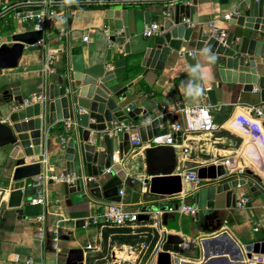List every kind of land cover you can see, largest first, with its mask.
<instances>
[{
  "label": "crops",
  "instance_id": "0c3cea01",
  "mask_svg": "<svg viewBox=\"0 0 264 264\" xmlns=\"http://www.w3.org/2000/svg\"><path fill=\"white\" fill-rule=\"evenodd\" d=\"M119 1L132 9L131 39L124 36L123 30H116V40L111 39L113 20L106 18L101 5L83 6L54 0L53 5L64 10L58 27L46 33L44 40L26 45L17 67L0 73V122H8L11 107L20 108L13 100L12 88L21 87L25 101L37 93L49 95L51 75L67 73L71 66V47L82 46L86 72L103 76L108 70L114 71L119 87H128L126 99L130 107L153 112L154 118L161 120L160 128L166 130L155 141L144 143L142 148L133 151L126 160L134 180L120 188L124 190L121 200L140 212V222L135 227L120 228L88 224L92 216L106 210L105 202L109 200H99L87 191L71 192L70 185L49 180L46 231L40 234L36 218L44 208L32 202L37 194L33 186L36 178L14 180L15 167L8 168L0 171V264H26L28 259H33L35 264H65L62 253L71 248L83 249L84 264H158V254L169 234L192 240L188 255L173 252L174 257L203 262L202 240L222 231H227L242 247L264 241V124L255 123L248 109L263 101L260 88L254 85L252 91H245L243 84L222 83L214 63L217 55L197 50L193 42H184L180 50H173L162 70L147 68L142 64L143 50L155 35L144 34L149 25L145 13H151L152 22L162 23L163 17L169 15L168 8L173 0ZM186 1L191 7L193 27H204L211 33L214 27L228 32L234 30L237 25L232 19L227 20L225 14H241L244 0H197L196 4L193 0ZM19 9L23 7L6 11L0 7V14L4 13L0 16V46L12 44L15 33L35 30L33 24L24 23L18 17ZM88 31L89 41L85 42L83 36ZM127 43H130L129 51L125 50ZM48 46L64 50L56 71L49 75L44 71ZM116 46H119L118 52L114 50ZM109 48L113 49L111 61L107 60ZM188 51L194 54L189 55ZM183 52H187L185 57ZM75 75L77 78L84 76ZM204 104L213 106L214 118L222 125L213 134L200 131L199 120L185 112L187 107ZM175 122L183 125L182 135L176 144H167L165 138ZM58 124L62 126L60 129L56 127ZM44 127L42 154L29 158L45 160L41 163L44 174H68L64 159L68 143L64 145L62 138L70 135V140L76 133L68 134L65 121L47 122ZM112 145L111 141L107 145L100 143L98 150L112 158L116 152ZM101 162L100 158L99 165ZM221 164L232 177H241L238 173L243 170L262 192L255 195L248 185L239 186L238 195L244 191L251 197L250 203L242 208L237 204L226 207L225 194L218 195L220 216L212 217L213 210L208 208H200V218L167 212L168 207L179 204L182 197L196 202L194 192L197 188L192 181L183 179V191L171 195L153 193L150 185L144 184L149 171L159 175L171 171L178 174L186 167L198 172L202 167ZM214 182L205 179L202 187ZM158 210L164 212L161 214ZM221 218L222 228L214 230ZM80 220H84V225H78ZM56 230L60 233L59 248Z\"/></svg>",
  "mask_w": 264,
  "mask_h": 264
},
{
  "label": "water",
  "instance_id": "95a60500",
  "mask_svg": "<svg viewBox=\"0 0 264 264\" xmlns=\"http://www.w3.org/2000/svg\"><path fill=\"white\" fill-rule=\"evenodd\" d=\"M194 4L197 0H193ZM83 8V6H81ZM101 8L107 19L113 20L114 29L110 32L112 40H116L115 31L123 30L127 39L133 37L129 26L132 9L125 7L119 0H108ZM30 8L19 9L18 11ZM169 15L162 19L161 32L147 43L143 50L142 64L147 68L162 70L173 50H180L184 42H193L197 50H205L216 54L214 63L218 69L221 82L243 84L245 91H252L254 85L261 90L264 101V0H244L241 14H234L232 23L237 27L228 32L225 42H220L204 27L196 28L183 23L190 18L191 7L186 0H173L168 8ZM0 14V16H3ZM147 23L152 22L151 13L146 12ZM44 37L41 30H29L13 34V43L0 46V73L7 68L17 67L26 45L40 42ZM130 43L125 45L129 51ZM116 52L119 46L114 48ZM113 49L107 51V60H112ZM71 66L67 73L51 75L48 84V101L34 102L24 105L25 97L19 86L12 88L13 100L20 108H12L8 122H0V171L13 169V179L23 180L39 175L42 172L40 162L27 164V158L41 155L46 131L45 123L54 124L74 118L78 122V133L73 136L66 147L64 159L68 174L78 176L76 184L70 185L71 192L87 191L99 200L120 201V188L133 181L126 167V160L134 151L130 142L129 132L111 134L118 124L133 125L143 143L153 142L166 133L160 128V118H154L153 112L140 107L131 108L126 99L128 87H119L114 71L108 70L103 76L86 72L82 46L70 49ZM75 73L84 74L77 78ZM6 93H9L7 91ZM143 113V116L140 114ZM93 132H96L93 135ZM104 134L103 137L101 135ZM182 132L178 135L181 136ZM112 142L114 151H119L122 162L113 164L108 153L98 150L100 143ZM102 160L99 165V160ZM93 177L87 185L82 177ZM144 183L150 185V191L158 194H178L183 191L181 173L173 171L159 175L148 172ZM199 178L211 179L215 182L210 186L197 188L194 192L195 201L201 209L213 210L212 217L220 216V198L225 194L226 207L236 205L237 189L248 185L257 195L262 192L255 181L244 177H232L225 165H210L198 170ZM87 189V190H86ZM201 217L200 211L196 215ZM221 218L214 230L223 226ZM80 220L78 225H84ZM185 238L169 234L158 254V264H242L245 257L253 253L264 254V241L240 246L227 231L202 240L204 261L184 260L172 253L185 256L181 244ZM65 264H84V251L71 248L62 253Z\"/></svg>",
  "mask_w": 264,
  "mask_h": 264
},
{
  "label": "built area",
  "instance_id": "2783aa9c",
  "mask_svg": "<svg viewBox=\"0 0 264 264\" xmlns=\"http://www.w3.org/2000/svg\"><path fill=\"white\" fill-rule=\"evenodd\" d=\"M68 4H79L83 6H92V5H103L108 0H65ZM54 0H0V7L2 11H6L10 8H30L26 10H22L18 12V17L24 23H31L34 25L35 30H41L44 33V40L46 33L49 34L52 30L56 29L60 23V21L64 18V10L59 9L58 7L53 5ZM234 14L229 13L225 14V18L227 20H231ZM183 23L194 26L190 18H184ZM162 23L155 21L151 22L145 29L144 34L146 36H154L161 32ZM90 31V30H89ZM86 32L83 36V40L85 42L89 41L90 32ZM211 34L220 42H225L228 31L222 28L214 27ZM41 40V41H42ZM62 48H57L53 46H48L46 53V61L44 65V71L49 75L53 74L56 71V65L60 60V56L63 53ZM187 52H183L182 55L185 57ZM189 55L194 54V51H188ZM48 101V95L46 93H37L34 94L31 98L27 99L24 102V105H30L34 102L46 103ZM132 107H129L128 110H131ZM249 112L251 116L254 118L255 123L262 122L261 126L264 124V101H262L258 105L250 106ZM185 112L197 118L199 120L198 129L205 134H213L219 131L222 127L220 123H218L213 115V106L211 104L204 105H196L194 107L185 108ZM65 129L68 132L78 133V122L74 118H69L65 120ZM190 128H188L189 130ZM183 130V125L180 122H175L171 125L170 131L165 138V142L167 144H176L178 141V133ZM191 130V129H190ZM129 132L130 134V142L132 145V149L137 151L138 149L143 147V141L141 139L140 134L137 130L133 128V125L125 126L119 125L110 133L116 134L118 132ZM182 135V134H181ZM69 137H63L62 143L65 145L69 142ZM45 160L37 161L32 158H27L26 163H35V162H44ZM113 164L121 163V157L119 151H116L112 156ZM245 172L241 170L238 173V176L244 177L246 179H250L255 181L252 178H248L244 174ZM183 179L192 181L196 188H200L203 186V180L199 178L198 172L194 171L190 168H185L183 172H181ZM36 179L33 183V186L37 189V194L33 197L32 202L34 204H39L44 208V212L37 216V222L39 224L38 232L40 234H44L46 231L45 221H46V213L48 212V198L46 194V185L49 180L66 183L68 185L76 184L78 180V176L73 174H52L47 175L44 173H40L37 176H34ZM84 184L87 185L89 181L93 180V177L83 176L82 177ZM145 184V183H144ZM146 185V184H145ZM87 190V189H86ZM124 193V190H120V195ZM251 197L246 192H241L237 197L236 204L238 207H245L250 203ZM107 204L106 210L102 213H98L90 218L87 221L88 224H100L102 227H135L140 222V212L130 207L128 203L123 200L120 201H108L105 202ZM200 211L199 204L197 202H188L185 200V197H182V200L179 204H172L168 207L167 212H180L181 214H188L192 216H196ZM164 211L158 210V213H163ZM56 237V246L59 248L60 241V233L58 230L55 231ZM192 240H185L181 246L187 250L190 247V242ZM89 248H92L90 245ZM26 264H35L33 259H28ZM242 264H264V254L261 253H253L250 258L245 257L242 261Z\"/></svg>",
  "mask_w": 264,
  "mask_h": 264
},
{
  "label": "trees",
  "instance_id": "16d2710c",
  "mask_svg": "<svg viewBox=\"0 0 264 264\" xmlns=\"http://www.w3.org/2000/svg\"><path fill=\"white\" fill-rule=\"evenodd\" d=\"M56 127L60 129L62 126H61V124H58Z\"/></svg>",
  "mask_w": 264,
  "mask_h": 264
}]
</instances>
